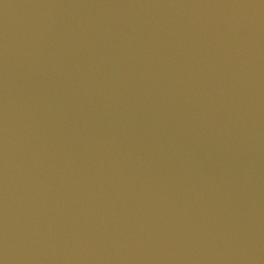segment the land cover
<instances>
[{"label":"water","instance_id":"water-1","mask_svg":"<svg viewBox=\"0 0 264 264\" xmlns=\"http://www.w3.org/2000/svg\"><path fill=\"white\" fill-rule=\"evenodd\" d=\"M0 264H264V0H0Z\"/></svg>","mask_w":264,"mask_h":264}]
</instances>
